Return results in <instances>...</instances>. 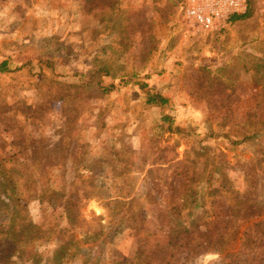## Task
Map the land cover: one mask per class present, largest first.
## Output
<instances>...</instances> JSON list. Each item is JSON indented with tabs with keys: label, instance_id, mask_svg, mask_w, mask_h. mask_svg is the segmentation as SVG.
Masks as SVG:
<instances>
[{
	"label": "rangeland",
	"instance_id": "rangeland-1",
	"mask_svg": "<svg viewBox=\"0 0 264 264\" xmlns=\"http://www.w3.org/2000/svg\"><path fill=\"white\" fill-rule=\"evenodd\" d=\"M248 5L203 31L180 0H0V178L38 264H264V0Z\"/></svg>",
	"mask_w": 264,
	"mask_h": 264
},
{
	"label": "trees",
	"instance_id": "trees-1",
	"mask_svg": "<svg viewBox=\"0 0 264 264\" xmlns=\"http://www.w3.org/2000/svg\"><path fill=\"white\" fill-rule=\"evenodd\" d=\"M249 0H247V9L245 13L234 15L230 18V21L243 20L249 17ZM6 71L5 63L0 65V72ZM109 72L105 68H99L94 70L90 74V82L97 89L103 93H109L115 86L110 84L105 86L102 78L107 77ZM127 84V82H124ZM139 87L144 89L146 84L140 83ZM168 103V100L160 94L146 93L145 104L147 106L164 107ZM15 182V181H14ZM9 179L0 178V202L6 206L5 220L0 221V261L3 264H38L36 253L31 247L33 240L30 236L33 234V230L27 225L23 219H18L19 209H21V202L17 203L14 198L19 186L17 183H13ZM7 193V194H6ZM17 217V220H16ZM15 219V221H14ZM62 259V255L54 252L53 258L50 264H59Z\"/></svg>",
	"mask_w": 264,
	"mask_h": 264
},
{
	"label": "built area",
	"instance_id": "built-area-1",
	"mask_svg": "<svg viewBox=\"0 0 264 264\" xmlns=\"http://www.w3.org/2000/svg\"><path fill=\"white\" fill-rule=\"evenodd\" d=\"M183 16L203 31H211L243 14L247 0H180Z\"/></svg>",
	"mask_w": 264,
	"mask_h": 264
}]
</instances>
